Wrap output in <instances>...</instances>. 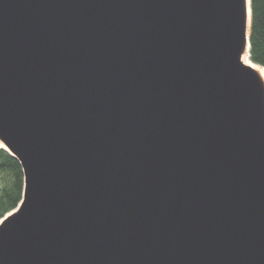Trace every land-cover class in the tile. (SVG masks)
I'll list each match as a JSON object with an SVG mask.
<instances>
[{"label": "water", "instance_id": "95a60500", "mask_svg": "<svg viewBox=\"0 0 264 264\" xmlns=\"http://www.w3.org/2000/svg\"><path fill=\"white\" fill-rule=\"evenodd\" d=\"M251 24V0H0L25 175L0 264H264Z\"/></svg>", "mask_w": 264, "mask_h": 264}, {"label": "trees", "instance_id": "16d2710c", "mask_svg": "<svg viewBox=\"0 0 264 264\" xmlns=\"http://www.w3.org/2000/svg\"><path fill=\"white\" fill-rule=\"evenodd\" d=\"M251 60L264 67V0H251ZM25 175L20 161L0 147V219L15 209L23 198Z\"/></svg>", "mask_w": 264, "mask_h": 264}, {"label": "bare ground", "instance_id": "6f19581e", "mask_svg": "<svg viewBox=\"0 0 264 264\" xmlns=\"http://www.w3.org/2000/svg\"><path fill=\"white\" fill-rule=\"evenodd\" d=\"M249 1V0H248ZM242 61L247 64L252 66L253 68H255L258 72H260L261 77L264 80V67L260 66L254 62H252L251 58H250V48L249 46L246 48V51L242 54ZM0 146H5L4 143L0 140Z\"/></svg>", "mask_w": 264, "mask_h": 264}]
</instances>
